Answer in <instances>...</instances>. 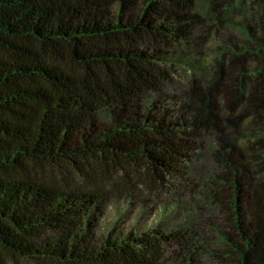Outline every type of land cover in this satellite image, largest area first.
Segmentation results:
<instances>
[{
	"label": "trees",
	"instance_id": "16d2710c",
	"mask_svg": "<svg viewBox=\"0 0 264 264\" xmlns=\"http://www.w3.org/2000/svg\"><path fill=\"white\" fill-rule=\"evenodd\" d=\"M199 16L197 0H0V264H165L184 238L104 232L107 203L129 199L133 178H183L211 132L231 190L223 259L264 264V175L243 137L264 115V66H244L264 41L236 55L229 82L220 66L170 95Z\"/></svg>",
	"mask_w": 264,
	"mask_h": 264
},
{
	"label": "rangeland",
	"instance_id": "374dc122",
	"mask_svg": "<svg viewBox=\"0 0 264 264\" xmlns=\"http://www.w3.org/2000/svg\"><path fill=\"white\" fill-rule=\"evenodd\" d=\"M226 5L216 3L213 8L209 0H197L200 23L195 27L190 45L178 54L180 65L173 69L174 85L169 94L181 93L182 87L194 75L204 74L208 79L221 66V81L233 78L232 68L238 63L243 49L254 52L258 41H264V27L260 25L259 13L254 0H231ZM259 22V25H258ZM251 28V35L247 34ZM252 62L246 70H258L264 66V58L250 55ZM250 156L259 175H264V115H260L244 133ZM261 140V141H259ZM202 155L195 157L186 167L183 178H172L166 187L148 189L141 181L134 179L137 188L129 199H112L107 203L102 221V230L118 229L138 232L159 228L166 234H178L184 239L167 249L165 264H234L223 259L226 247L222 238L235 237L232 224V210L229 201V187H222L225 176L219 163V144L215 133L203 137ZM51 171V169H48ZM71 174L70 168H57ZM131 175V174H130ZM231 191V190H230ZM214 198H219L223 209L216 210ZM228 202V203H227ZM192 259V263L190 260ZM18 264H36L19 262Z\"/></svg>",
	"mask_w": 264,
	"mask_h": 264
}]
</instances>
